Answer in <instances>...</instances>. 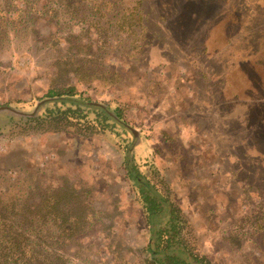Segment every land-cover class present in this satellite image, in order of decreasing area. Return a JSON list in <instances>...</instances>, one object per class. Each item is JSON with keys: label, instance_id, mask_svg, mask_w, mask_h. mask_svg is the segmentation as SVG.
I'll use <instances>...</instances> for the list:
<instances>
[{"label": "rangeland", "instance_id": "1", "mask_svg": "<svg viewBox=\"0 0 264 264\" xmlns=\"http://www.w3.org/2000/svg\"><path fill=\"white\" fill-rule=\"evenodd\" d=\"M76 1L96 7L87 21L52 18L55 38L76 35L80 51L57 73L56 26L26 1L6 12L0 0V106L14 108L0 112V183L68 177L99 216L84 239L89 264H143L147 221L122 136L62 126L51 103L31 112L67 77L83 97L121 108L140 135L136 163L178 209L196 254L231 264L225 237L248 229L239 264H264V0Z\"/></svg>", "mask_w": 264, "mask_h": 264}, {"label": "trees", "instance_id": "2", "mask_svg": "<svg viewBox=\"0 0 264 264\" xmlns=\"http://www.w3.org/2000/svg\"><path fill=\"white\" fill-rule=\"evenodd\" d=\"M1 1L6 5L7 12L14 0ZM23 1L27 2L30 9L47 17L51 23L52 18L60 17L63 11L79 21H87V11H94L96 7L94 4L83 5L76 0H21ZM136 8V5L130 6V14L127 13L126 18L135 16ZM54 25L55 32L50 34L47 42L53 40L51 48L54 46L52 49L57 52L58 73L63 68H71L80 51L77 49V36L69 33L67 41L60 43V39L55 38V33L60 30ZM3 38L4 33L0 27V42ZM48 103L52 104L50 108L46 105ZM43 105L48 109L56 107L55 111H50L49 114L59 117L56 119L61 125L60 119L77 121L79 126L82 123L87 124L85 130L101 126L102 129L122 136L126 143L123 154L126 176L138 195L147 221V255L143 264H212L206 256L196 254L188 246L178 209L167 198L162 187L144 174L136 163L133 150L139 143L140 135L123 119L120 107L83 97L76 86L68 82L67 77L60 86L50 87L31 112L36 113ZM10 110L14 108L0 106L1 114L8 118H11L12 114L5 111ZM61 178L62 182L55 187H47L40 181L34 182L30 177L9 184L1 180L0 264H89V256L83 255L84 239L89 235L93 223L99 221V216L92 206L89 191L77 186L68 177ZM257 192L258 200H263L264 203V180L262 189ZM247 231L249 232L248 229ZM248 232L235 231L225 237L227 244H223L226 251L233 253L231 264H239L240 255L235 254L234 249L236 245H241L242 241L251 239L247 236ZM239 247L241 246L236 247L237 251L240 250ZM118 264L126 263L124 261Z\"/></svg>", "mask_w": 264, "mask_h": 264}]
</instances>
